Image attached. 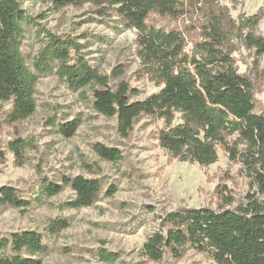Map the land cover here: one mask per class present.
<instances>
[{"label": "trees", "instance_id": "trees-1", "mask_svg": "<svg viewBox=\"0 0 264 264\" xmlns=\"http://www.w3.org/2000/svg\"><path fill=\"white\" fill-rule=\"evenodd\" d=\"M218 0H53L54 7L89 4L99 16L112 14L123 28L136 33L135 46L139 72L160 90L141 101L128 83L109 86V77L76 56L77 43L47 34L29 68L22 53L21 22L24 13L16 0H0V103L10 104L9 124L23 122L36 109L35 88L39 77L55 70L68 89L78 92L92 88V107L106 118H117L118 134L126 138L134 121L150 117L162 121L157 132L159 148L171 160L207 168L224 151L230 162L242 166L249 190L236 201L224 191L217 192L219 209L179 208L161 219L159 230L143 244L141 254L158 263L165 256L180 259L186 249L209 257L215 264H264V117L255 113L253 86L249 78L237 73L231 58L230 39L236 38L256 57H264V38L255 29L264 18L261 10L254 16L232 20ZM185 17L198 20L200 39L191 55L185 52L181 31L163 30L155 20L177 21ZM122 69L112 76L118 78ZM176 115L181 123L173 124ZM78 119L58 126L65 138L75 135ZM30 143L19 137L0 140V160L6 149L17 166L24 162ZM102 161L117 163L121 152L100 144L93 147ZM75 198L63 205L77 210L90 207L100 192L98 180L81 176L63 179ZM62 187L43 183L39 194L53 197ZM110 193L115 192L111 188ZM22 209L30 203L21 200L16 190L0 188V207ZM67 228L62 220H52L47 231L56 235ZM48 253L39 234L13 233L0 238V264H42L39 256ZM102 261L112 262L115 255L99 252Z\"/></svg>", "mask_w": 264, "mask_h": 264}, {"label": "rangeland", "instance_id": "rangeland-1", "mask_svg": "<svg viewBox=\"0 0 264 264\" xmlns=\"http://www.w3.org/2000/svg\"><path fill=\"white\" fill-rule=\"evenodd\" d=\"M24 13L21 22L22 53L29 68L31 60L41 50L47 34L77 43L76 56L85 58L100 73L109 77V86L120 81L128 83L136 95L130 101H141L157 93L160 87L139 72L136 54V33L123 28L118 18L99 16L89 4L56 9L53 0H16ZM228 10L232 20L264 11V0H218ZM163 30L183 33L185 52L191 55L199 41V25L195 18L177 21L155 20ZM264 38V18L255 29ZM231 58L237 73L250 79L253 86L255 113L264 117V57H256L236 38L230 39ZM122 69L118 78L113 72ZM92 88L73 92L60 81L55 70L38 79L34 99L36 109L27 120L9 124L10 104L0 103V140L19 137L30 143L22 166L6 149L0 160V188L16 190L18 197L30 203L22 209L0 207V238L13 233L33 231L40 235L48 253L39 256L42 264H215L209 257L186 249L180 259L169 256L149 262L141 251L146 240L160 228L161 219L179 208L222 205L217 192L224 191L236 201L249 190V180L242 166L230 162L218 150L215 164L202 168L197 164L171 160L156 139L163 128L162 121L141 116L132 130L122 138L117 130V118H106L92 107ZM78 119L75 135L65 138L58 126ZM181 123L176 115L174 125ZM100 144L119 150L123 159L117 163L100 160L93 147ZM81 176L98 180L100 192L92 206L77 210L63 205L74 200L75 194L63 179ZM62 187L53 197L39 194L43 183ZM115 188L114 193H110ZM52 220H62L67 228L52 235L47 229ZM99 252L115 255L104 262Z\"/></svg>", "mask_w": 264, "mask_h": 264}]
</instances>
